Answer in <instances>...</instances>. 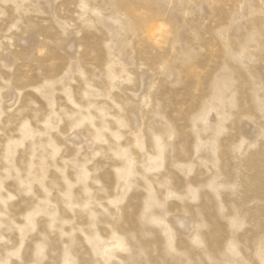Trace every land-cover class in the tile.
<instances>
[{
	"label": "rangeland",
	"instance_id": "374dc122",
	"mask_svg": "<svg viewBox=\"0 0 264 264\" xmlns=\"http://www.w3.org/2000/svg\"><path fill=\"white\" fill-rule=\"evenodd\" d=\"M0 264H264V0H0Z\"/></svg>",
	"mask_w": 264,
	"mask_h": 264
}]
</instances>
